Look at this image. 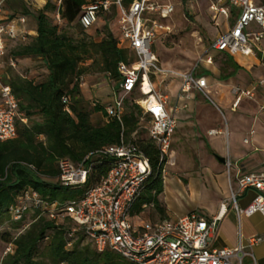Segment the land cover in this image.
<instances>
[{"label": "built area", "instance_id": "2783aa9c", "mask_svg": "<svg viewBox=\"0 0 264 264\" xmlns=\"http://www.w3.org/2000/svg\"><path fill=\"white\" fill-rule=\"evenodd\" d=\"M7 1L0 0V140L17 137L19 119L28 122L20 112L12 88L3 82L5 65H17L13 58L6 62L9 44L19 36L17 21L26 22L25 16L11 20L5 17ZM55 3L61 7L63 0H56ZM222 3L239 7L241 13L235 27L215 40L212 48L231 54L250 55L254 52V46L264 39V4L257 0H219L212 4V9L226 16L229 9L220 5ZM174 12L172 4L159 0H133L130 3L126 0H88L84 4L79 17L81 27L89 31L103 13H117L121 31L119 38L133 54L131 62H120L117 96L106 106L108 115L122 124L121 142L97 151L101 157L111 159L109 171L98 185L87 189L80 198L69 201L63 208L50 209L36 191H28L16 204L11 205V215L13 219L20 220L35 208L41 209L50 218L68 216L75 223L71 236L82 232L98 251L112 249L127 259L129 264H246L247 258L252 259V264H259L252 248L263 241L261 236L249 238L247 246L242 243L236 247L213 246L220 230L221 212L207 217L195 210L174 220L138 221L134 218V210L147 190L154 168L150 158L135 142V136L129 139L125 134L126 98L139 93L135 102L143 111L141 127L147 130L149 139L159 149L158 169L166 172L165 162L178 120L168 109L166 98L157 91L153 76L157 73L180 76L183 79L182 93L196 88L208 97L207 79L198 76L197 67L190 72L175 74L160 65L154 43L161 31H170L162 20ZM56 18L63 22L60 12H57ZM253 23H257L260 29L251 30ZM27 33L25 31V35ZM208 61L212 62V56ZM250 95L251 91H238L237 101ZM64 101L67 102L68 98H64ZM262 111L264 113V107ZM89 159L90 156L79 162L69 158L60 159L61 185L71 188L85 185L93 171ZM226 166L230 171L233 166L231 160L226 161ZM236 181V186L231 182V199L235 208L239 210L237 197L240 193L255 189L260 193L243 212L247 215L261 212L264 215V174L238 175ZM11 251L12 247L8 246L5 254Z\"/></svg>", "mask_w": 264, "mask_h": 264}, {"label": "trees", "instance_id": "16d2710c", "mask_svg": "<svg viewBox=\"0 0 264 264\" xmlns=\"http://www.w3.org/2000/svg\"><path fill=\"white\" fill-rule=\"evenodd\" d=\"M133 0H126L127 3ZM86 0H63L61 7L49 1L42 9L33 10L25 0H10L17 14L37 20V35L28 42H15L8 49L16 67L8 66L3 75L19 102V109L28 119L17 121V137L0 140V238L6 243L0 264H122V257L112 249L100 252L82 232L71 236L75 226L70 217L50 218L41 209H31L20 220L13 219L10 207L28 191H36L50 209L63 208L69 201L80 198L85 191L98 185L107 175L111 159L97 151L121 142L123 127L108 115L106 106L86 100L82 93V78L96 68L120 80V62H131L128 45L106 25L104 36L95 39L84 30L79 17ZM60 12L63 22L56 14ZM15 15V16H16ZM65 26L80 30L81 36L70 34ZM14 42V41H13ZM40 58L47 76L37 81L13 68H20V59ZM91 61V63H89ZM64 98H68L65 102ZM135 101V100H134ZM133 107H139L133 103ZM125 134L135 130L138 118L134 111L126 112ZM101 114L104 122L96 124L94 116ZM150 158L154 174L134 214L147 204L159 205L164 191L162 171L158 169L159 149L151 141L138 142ZM90 156L93 171L82 187H65L59 181V161L69 158L79 162ZM29 224L25 225L28 215ZM9 224L11 231H4ZM69 243H72L69 246ZM46 245L43 247V245ZM12 251L5 254L6 248Z\"/></svg>", "mask_w": 264, "mask_h": 264}, {"label": "crops", "instance_id": "0c3cea01", "mask_svg": "<svg viewBox=\"0 0 264 264\" xmlns=\"http://www.w3.org/2000/svg\"><path fill=\"white\" fill-rule=\"evenodd\" d=\"M25 1L31 8L36 4L38 9H42L49 1L55 2L56 0ZM217 2L219 0H213L210 5V10L215 15L214 19L222 21L230 18L235 19L233 24L227 22V33L237 24L241 9L236 7L237 11H235L233 6L222 3L220 5L229 9V15L226 16L212 9V4ZM257 2L264 4V0H257ZM15 15L14 10L10 8V0H8L5 5L6 18L11 20L19 16L26 17L25 23L17 21L19 36L14 42H28L31 36L37 35V20L33 16L21 13ZM169 18L162 20L166 26H168ZM253 24L256 25L257 30L260 29L257 23ZM251 26L250 29L255 30ZM25 31L28 32L27 35H25ZM169 33L171 32L161 31L159 33L154 43V50L156 43L168 36ZM213 50L222 57L216 60L214 59L216 54L211 55L212 62H205L201 69L197 70L198 76L207 79L208 97L206 96V98L196 88L189 93H182L183 79L180 76L162 73L153 76V79L162 77L164 81L168 80L165 78L180 77L182 79L181 83H177V85L171 83L165 87L166 92H170L166 99L167 107L178 120L172 140V146L175 143V147L172 149L171 146L170 149L172 156L181 146L176 143L177 139L175 138L177 130L180 128L182 143L187 131L197 134L202 139L197 144L200 155L208 157L206 171H204L206 179L194 181L199 187H207L206 202L196 200V203L202 206L201 208L187 210L176 218L195 210L207 217L221 212L220 230L214 239L213 246L216 248L236 247L241 243L247 246L249 238L261 236L263 241L255 245L252 250L258 263L264 264V215L261 212L252 215L243 212L260 192L249 189L240 193L237 197L239 210L235 208L231 199V182L236 186L238 175L264 174V113L262 111L264 107V39L254 46V52L250 55ZM32 61V58L20 59L21 63ZM81 88L86 100L93 104L99 102L108 105L117 96V90L110 85L107 79L101 82H92L90 76H84ZM238 91H251L252 95L243 96L238 102ZM222 106L227 108V113L223 114ZM211 131L216 132L211 133ZM228 159L233 163L230 171L226 166ZM167 183L168 181H166ZM146 206L143 207L146 208ZM246 264H252V259L247 258Z\"/></svg>", "mask_w": 264, "mask_h": 264}, {"label": "rangeland", "instance_id": "374dc122", "mask_svg": "<svg viewBox=\"0 0 264 264\" xmlns=\"http://www.w3.org/2000/svg\"><path fill=\"white\" fill-rule=\"evenodd\" d=\"M88 0H86L87 2ZM161 2L172 4L175 7V13L168 19L169 34L162 40L158 41L155 45V51L159 57L160 65L164 69L171 70L175 74H182L188 72L193 67H197V70L201 69L202 65L208 61V58L212 55L214 59L219 60L222 55L217 54L212 48V43L221 34L226 33L227 22L233 24L235 19L222 21L221 19H214L215 15L210 10V5L213 0H160ZM228 4V3H226ZM33 10H38L37 5H32ZM234 10L237 11V9ZM109 20V21H108ZM118 14L103 13L99 18V21L94 28L89 30V35L95 39H101L104 36V29L106 25L115 34L116 37H120L121 31L118 25ZM229 24V23H228ZM257 30L256 25L251 26ZM70 34L76 37L81 36L80 30L72 26H65ZM15 45V42L9 44L10 49ZM8 54V51H7ZM91 63V61H89ZM9 64L5 65L3 75L9 73ZM20 68H13L15 73H22L37 81H42L47 76V71L39 58L33 59L32 62L21 63ZM91 77L92 82H101L108 80L110 85L117 90L118 80L112 76H108L107 73L101 72L96 68H93L89 73L85 75ZM154 78L157 91L163 95L166 99L170 92H166L165 87L168 84L181 83L182 79L179 77L174 78ZM201 95L206 98V95L202 92ZM139 93H133L126 98L127 109L126 112L134 111L135 116L138 118V123L133 132H130L129 139L136 136L138 142L148 141L149 135L147 130L141 127V123L144 121L142 112L133 107L134 100L139 98ZM1 102V96H0ZM136 103V102H135ZM139 105V104H138ZM141 108V106L139 105ZM223 114L227 113V108L222 106ZM222 115V113H221ZM102 115H95L94 122L96 124L104 122L101 118ZM178 147L177 153L172 156L169 153L167 161L165 162L166 172H162L164 191L159 195V205L147 204L146 208H142L136 211L134 218L136 220L156 221L169 218L171 220L183 212H187L196 208H201L200 204L196 203V200H202L203 203L207 200V187H199L194 181L205 180L207 165L206 156L200 155L197 144L202 139L197 134H191L186 132L183 143L181 129L177 130L175 135ZM173 143L172 149L175 147ZM166 181L168 183L166 184ZM167 185V186H166ZM31 215H28L25 225L29 224ZM13 231L9 224L4 227L2 232ZM1 234V232H0ZM6 243L0 238V262L4 256V249ZM46 245L44 244L43 247ZM122 264H129L127 259L122 258Z\"/></svg>", "mask_w": 264, "mask_h": 264}]
</instances>
